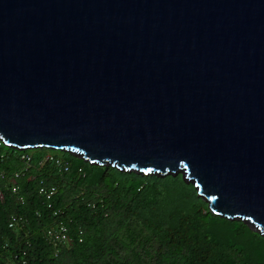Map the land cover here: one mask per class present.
I'll return each mask as SVG.
<instances>
[{
  "label": "water",
  "instance_id": "1",
  "mask_svg": "<svg viewBox=\"0 0 264 264\" xmlns=\"http://www.w3.org/2000/svg\"><path fill=\"white\" fill-rule=\"evenodd\" d=\"M0 139L179 173L264 235V0H0Z\"/></svg>",
  "mask_w": 264,
  "mask_h": 264
},
{
  "label": "trees",
  "instance_id": "2",
  "mask_svg": "<svg viewBox=\"0 0 264 264\" xmlns=\"http://www.w3.org/2000/svg\"><path fill=\"white\" fill-rule=\"evenodd\" d=\"M0 194V264H264V235L212 213L179 173L0 139ZM58 224L63 241L45 233Z\"/></svg>",
  "mask_w": 264,
  "mask_h": 264
},
{
  "label": "built area",
  "instance_id": "3",
  "mask_svg": "<svg viewBox=\"0 0 264 264\" xmlns=\"http://www.w3.org/2000/svg\"><path fill=\"white\" fill-rule=\"evenodd\" d=\"M21 156L25 158L28 157L25 154H21ZM12 189H14V187H12ZM18 217L19 216H14L13 214L10 215L8 224H12L13 222L16 223ZM45 233L47 234V237L50 238L51 240L63 241L64 239L67 238L65 234V227L61 224H58L57 226H51V227L49 226L48 228L45 229Z\"/></svg>",
  "mask_w": 264,
  "mask_h": 264
}]
</instances>
